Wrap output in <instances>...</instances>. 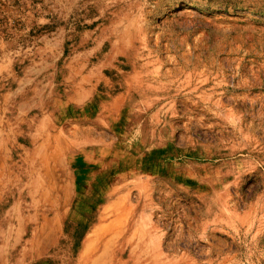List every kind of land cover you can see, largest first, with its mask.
Here are the masks:
<instances>
[{
	"label": "rangeland",
	"instance_id": "1",
	"mask_svg": "<svg viewBox=\"0 0 264 264\" xmlns=\"http://www.w3.org/2000/svg\"><path fill=\"white\" fill-rule=\"evenodd\" d=\"M0 264H264V0H0Z\"/></svg>",
	"mask_w": 264,
	"mask_h": 264
},
{
	"label": "bare ground",
	"instance_id": "2",
	"mask_svg": "<svg viewBox=\"0 0 264 264\" xmlns=\"http://www.w3.org/2000/svg\"><path fill=\"white\" fill-rule=\"evenodd\" d=\"M127 89H129V88H127Z\"/></svg>",
	"mask_w": 264,
	"mask_h": 264
}]
</instances>
